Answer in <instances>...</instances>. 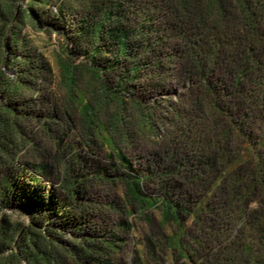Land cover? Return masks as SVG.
Here are the masks:
<instances>
[{
	"label": "trees",
	"instance_id": "trees-1",
	"mask_svg": "<svg viewBox=\"0 0 264 264\" xmlns=\"http://www.w3.org/2000/svg\"><path fill=\"white\" fill-rule=\"evenodd\" d=\"M27 28L62 39L64 98ZM82 71L102 93L113 77L137 99L127 108L119 92L102 95L99 103H115L103 122L102 105L73 106ZM178 72L199 90L187 104H169L171 130L154 150L178 165L143 176L120 147H131L144 126L161 129L143 102ZM77 110L83 147L105 143L121 163L88 165L79 155L77 167L65 162ZM151 179L157 198L143 189ZM118 183L138 208L160 207L173 222L176 264H264V0H0V255L12 248L14 263L121 264L124 239L101 216L117 206L98 197L100 185ZM18 211L30 218L20 238L24 223L8 214ZM146 245L155 258L154 242Z\"/></svg>",
	"mask_w": 264,
	"mask_h": 264
},
{
	"label": "rangeland",
	"instance_id": "rangeland-1",
	"mask_svg": "<svg viewBox=\"0 0 264 264\" xmlns=\"http://www.w3.org/2000/svg\"><path fill=\"white\" fill-rule=\"evenodd\" d=\"M25 32L30 34L31 37L35 38L37 44L40 46L41 50L45 54L46 58L51 63L54 74L56 78L57 84V93L61 98L66 96V91L60 84L61 72H60V58H64L62 55L63 50V41L60 37H58L55 33L48 35L41 31H30L28 28L25 29ZM80 59H78L75 63L78 64ZM174 77H168L163 81L164 90H159L162 86L157 84V94L153 96V101L143 102L145 107L152 114V118H154V127L156 125L161 126V129L157 127L158 131L150 132L148 127L144 126L141 134H135V141L132 146H121L120 148L125 153L127 159L130 161L133 166V170L140 172L141 175L145 176L149 170L162 168L165 166H169L171 164L178 165L177 158H174L171 161V156L163 157H155L154 153L155 146L162 147L165 141L164 132H168L171 130L169 117L170 111L168 110L169 104H177L178 107L181 104H187V101L191 99L194 93H196L198 88H196V82L198 80L191 79L189 81V77L186 79L181 75L185 76L184 73H174ZM109 85L110 92L108 93L113 97L115 92H119L120 96L125 99L124 106L127 108H131V102L134 99H137L135 94L131 95L126 90L119 91L118 86L113 82V77L110 78ZM194 84V85H192ZM201 83L199 84V87ZM74 103L73 106L81 109L82 102H93L95 106H101L98 111L100 115V120L105 122L107 115H105V111L109 112L113 105L115 104H106L104 101L98 102V99L102 98V95L106 96L108 94L102 93L101 88L99 86V82L95 76L88 73L87 71H82L80 77H78L77 85L74 87ZM102 93V94H101ZM155 101V102H154ZM106 109H105V107ZM76 110V108H75ZM105 110V111H104ZM81 111V110H80ZM130 109H127V114H129ZM139 114V113H138ZM166 114V115H165ZM163 116H167L168 119H163ZM140 120V119H139ZM140 122H142L140 120ZM82 128H86L85 124H83V119L79 111L75 112L74 123L72 125V130L69 132L68 136L64 137V156L66 158L67 164L73 163L74 156H80L88 165L91 163H95L96 165L103 166L109 165L114 162L116 164L121 163L120 160L115 156L116 153L110 146L102 143L101 145H91L90 148L83 147L82 144ZM39 135V134H38ZM93 138L96 137V134L90 135ZM39 137L41 138V142L50 147V142L48 138L43 133H40ZM174 147V145H173ZM172 147V148H173ZM182 151V149H180ZM179 151V150H178ZM63 153V152H62ZM162 158V159H161ZM112 161V162H111ZM56 165L59 168L56 169L55 175L53 177L57 182L58 179L57 174L61 173V170H64V162L60 159V161L56 162ZM175 165V166H176ZM122 168V167H121ZM124 171V169H122ZM60 178V177H59ZM143 189L146 194H148L152 198H157L160 195L159 187H157V181L155 179H151L150 181L144 180ZM99 190H101V194L98 196L102 198V200H106L110 205H116L117 209L112 211L111 213L104 212L101 214L103 217H108L110 227L115 230L116 233L120 235L121 238L124 239V249L121 253L117 254L116 258H119L122 263L121 264H176V253L174 251V244H176V227L171 222V220H165L162 216V211L160 207L147 208L144 207L140 209L136 206L135 203L128 200L126 197L125 187L121 184H104L100 185ZM135 208V211L132 209ZM107 210V208L105 209ZM13 221H20L24 223V228L21 230L22 233L18 235L20 238L25 230V227L30 225V218L22 211L15 212L11 214ZM129 224V227L123 228L121 223L123 220ZM188 224L190 221L187 222ZM106 225V224H105ZM37 228H39L37 226ZM20 231V232H21ZM51 235H47V238L55 241L56 239L63 240V242H72L73 240L66 234H58L51 233ZM17 238V239H18ZM154 242L155 245V258H153L147 249L148 239ZM166 242L164 243V241ZM166 244V245H165ZM13 249L9 248V250L0 255V264H27L25 261L17 260L10 261L9 256L11 255ZM7 259V261H4ZM38 264H47L45 261H40ZM58 264H74L72 259L63 258L61 261H58ZM185 264H192L188 261H185Z\"/></svg>",
	"mask_w": 264,
	"mask_h": 264
},
{
	"label": "water",
	"instance_id": "water-1",
	"mask_svg": "<svg viewBox=\"0 0 264 264\" xmlns=\"http://www.w3.org/2000/svg\"><path fill=\"white\" fill-rule=\"evenodd\" d=\"M21 233H22V231L20 232V234H21ZM20 234H19V235H20Z\"/></svg>",
	"mask_w": 264,
	"mask_h": 264
}]
</instances>
